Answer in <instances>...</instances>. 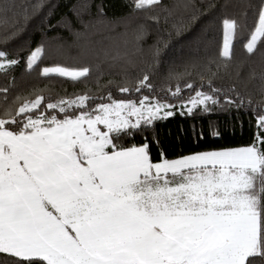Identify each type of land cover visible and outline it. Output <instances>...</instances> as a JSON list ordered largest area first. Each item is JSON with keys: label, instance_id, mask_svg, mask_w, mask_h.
<instances>
[{"label": "snow or ice", "instance_id": "1", "mask_svg": "<svg viewBox=\"0 0 264 264\" xmlns=\"http://www.w3.org/2000/svg\"><path fill=\"white\" fill-rule=\"evenodd\" d=\"M159 3L135 0V7ZM14 7L13 0L0 4V17ZM224 25L235 28L234 21ZM261 37L264 3L248 52ZM41 52L31 53L29 68ZM222 55L231 56L227 31ZM0 60H7L0 68L18 63L4 51ZM88 71L45 67L42 75L79 80ZM151 87L145 75L136 91ZM209 88L189 97L188 113L219 103V90L210 81ZM96 99L84 94L44 102L38 96L0 113V253L22 264L33 258L46 264H251L249 257L264 255V114L249 146L176 159L161 153L154 161L147 143L122 148L113 133L150 124L161 109L172 116L170 106L143 97L139 108L123 100L92 107Z\"/></svg>", "mask_w": 264, "mask_h": 264}, {"label": "trees", "instance_id": "2", "mask_svg": "<svg viewBox=\"0 0 264 264\" xmlns=\"http://www.w3.org/2000/svg\"><path fill=\"white\" fill-rule=\"evenodd\" d=\"M6 0H0V4ZM15 7L0 17V51L18 63L0 69V113L18 110L38 96L44 102L87 94L92 103L133 101L176 108L196 91L219 90V103L176 109L139 128L113 133L122 148L149 145L154 161L191 153L249 146L262 131L264 114V37L252 52L247 42L258 25L264 0H160L137 9L135 0H13ZM235 22L230 58L222 55L224 21ZM42 48L31 68V53ZM5 61L7 60H0ZM7 65V64H6ZM49 66L87 68L79 80L42 75ZM147 75L151 90L136 86ZM192 84L193 89L186 85ZM121 87L129 92H121ZM177 87L178 95H172ZM111 94V100H109ZM7 96L5 101L4 97ZM225 98L237 103L228 104ZM219 132V135L214 133ZM264 264V255L249 257ZM0 264H22L0 253ZM28 264H46L33 258Z\"/></svg>", "mask_w": 264, "mask_h": 264}, {"label": "rangeland", "instance_id": "3", "mask_svg": "<svg viewBox=\"0 0 264 264\" xmlns=\"http://www.w3.org/2000/svg\"><path fill=\"white\" fill-rule=\"evenodd\" d=\"M258 26V25H257ZM225 31H227V38H228V42H229V44H230V46H231V49H232V45H233V40H234V32H235V29H233V28H231V27H229V28H227V30L225 29V26H224V37H225ZM254 33V32H253ZM250 41V40H249ZM248 41V42H249ZM258 41V40H257ZM247 42V43H248ZM224 43V42H223ZM257 43V42H256ZM40 55V53L38 54V56ZM28 63H29V61H28ZM0 64H7V62H5V61H0ZM54 67H63V68H67V69H69V70H82V69H75V68H69V67H64V66H49L48 68H54ZM45 68V67H44ZM0 69H2V68H0ZM127 102V101H126ZM137 104V107L139 108L140 107V104L139 103H136ZM152 104H155V103H152ZM163 104H165V103H163ZM165 105H167V106H170V107H168L167 108V110H171L172 112H173V114H174V112H175V110L176 109H178V110H187V108L188 107H191V104H190V102H185V103H182V104H180L177 108L175 107V106H173V105H169V104H165ZM182 105H186V107H182ZM165 109H161V111L159 112V116L160 117H165ZM123 115H127V112H125ZM145 116H147V109L145 108ZM113 118H115L114 116H113ZM136 119H137V117H135V116H132V117H130V120H131V122L132 123H135V121H136ZM101 128H102V130H105L104 128H103V126H100ZM235 148H240V147H235ZM229 149H234V148H229Z\"/></svg>", "mask_w": 264, "mask_h": 264}]
</instances>
